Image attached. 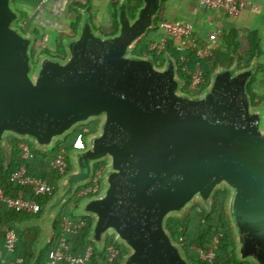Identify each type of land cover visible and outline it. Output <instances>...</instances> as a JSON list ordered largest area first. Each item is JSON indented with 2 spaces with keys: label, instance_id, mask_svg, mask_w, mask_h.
<instances>
[{
  "label": "water",
  "instance_id": "water-1",
  "mask_svg": "<svg viewBox=\"0 0 264 264\" xmlns=\"http://www.w3.org/2000/svg\"><path fill=\"white\" fill-rule=\"evenodd\" d=\"M130 0L117 7L119 30L96 29L80 10L77 35L64 41L66 57L33 50L38 38L21 27L16 0H0V147L11 159L10 138L53 153L77 129L98 123L85 150L70 154L72 169L44 214L17 226L41 227L33 264L56 236V223L77 192L107 163L99 195L83 199L74 215L90 218L87 240L105 253L109 240L126 249L120 264H194L170 230L199 205L209 217L222 190L240 264H264V103L249 87L259 71L240 59L219 67L200 95L184 92L179 65L134 54L156 29L164 0Z\"/></svg>",
  "mask_w": 264,
  "mask_h": 264
},
{
  "label": "trees",
  "instance_id": "trees-1",
  "mask_svg": "<svg viewBox=\"0 0 264 264\" xmlns=\"http://www.w3.org/2000/svg\"><path fill=\"white\" fill-rule=\"evenodd\" d=\"M19 1L20 0H16V6L18 10H20V8L17 5ZM135 3L136 0H132L130 6L131 17L133 19L136 17L138 9L142 6L141 0H137V3L136 4ZM22 15H23V19L20 22L19 27H22V24L28 19V15L26 13H23ZM163 18L164 16L163 14H161V16L156 20V29L154 31H151L150 34L140 42V44L137 46L134 52L135 55L140 57L153 56L158 66L161 68L164 67L166 63L165 51L161 53L153 51L151 48V42L161 41L162 33L160 34L159 37V33H160L159 25L160 22L163 20ZM79 24H80V20L76 22L77 28ZM77 28L75 29V32L77 31ZM23 29L26 33L36 35L37 38H39L33 50V56L36 59V62L38 61V58L42 54H48L53 57H62V58L66 57V51L63 43L64 39H58L56 41L57 48L62 51V53H60L57 51H53L52 49L43 47L42 46L43 41L41 39V35L36 34L35 32L29 30H25L24 27ZM118 29H119V25L116 22L114 33H117ZM157 34L158 36H156ZM155 36L156 38H153ZM231 40L232 41L227 42L224 46L222 45L220 46V48L215 49L212 53V56H210L203 63L202 70L204 73V79L206 84L204 85L202 90L208 88V86L211 83L212 74L219 67L223 66L226 68H230L235 64L237 57H239L240 68L246 69L251 66L258 52L260 53L261 39L257 34H254L250 37L249 45L248 47L245 48H243L242 42L238 35L233 36ZM167 41L168 42L166 44L165 50L169 51V53L172 54L174 58H176L179 65L180 75L187 82L185 89L188 92V87L191 83L190 72L194 71L193 68L196 63V54L193 52L182 53L180 51V46L176 40L168 39ZM182 57L184 58V60ZM261 73H262V67L259 66L258 75H256V77L253 79L249 87L250 95L252 97L253 104L255 107H259L264 103V94H262L260 91H257L256 89H253L252 86L254 83H258V78ZM89 127H91V129L94 132H96L98 129V123L93 122L91 125H89ZM77 132L78 131H76L73 135H70L67 138V140H65L64 142L59 143L58 148L66 147L68 150H72L74 146V137ZM13 143H14V153L10 161L7 160V158L4 155V152L0 149V156L2 157V159H0V185L5 188L6 195L13 197L22 195L23 188L17 182L13 181V177L20 170L23 164L27 166V169L34 177L48 180L50 184L54 186L56 192L58 190L57 183L62 178V176H60L50 166V162L52 161L56 152L50 154L42 153L36 151L32 147L33 158L30 161L24 162L22 161V153L19 149V144L21 143V141L15 139ZM223 197L224 199H226V195L223 196L217 195L216 208L221 206L222 204L221 201ZM51 199L52 197H36V200L41 204L42 208H44L45 205ZM76 200H77V195L66 205L65 210L63 211L62 215L60 216L59 220L56 223V236L54 242L49 246V248L46 251L43 252V255L39 260L38 264L48 263L49 253L51 249L55 247L59 238L61 237V234L63 233L61 228L63 218L68 217L73 220L77 219L74 215L75 210L79 206ZM75 203H77L76 207H72L73 204ZM218 209L219 208H217V210L214 211V213L211 214L209 217L206 216L205 211H200L199 213L195 211L184 222H178L175 220L170 221L169 226L176 241L184 247L190 260L194 264H205V263H202L198 259L193 249L194 248L204 249L209 247L214 237L220 234L222 235V238L220 243V250L218 252V257H217L218 262L222 264H240L238 262L235 253L236 244L232 236L231 225L229 221L226 219V217L223 216V214L218 211ZM42 214L43 212L40 213V215ZM29 218L30 215L14 212L8 209V207L4 204L0 207V221L1 220L6 221V225H9L8 228L14 227L16 224H19L22 221ZM83 219L87 221V227L77 234L71 233L68 235L72 249L78 254H83L87 248L92 247L94 250V254L90 264H104L107 261V251L102 254L99 253L96 246L92 242H89L87 240L89 231L92 226V220L86 217ZM35 230L36 229H32L26 233H20L18 230H16V234L18 236V246H17V250L14 253H12L13 259L10 260L11 262L16 261L17 259H22L23 264H32L31 261L34 255L33 247L37 243L40 236V234ZM27 233L30 234L32 233L34 235V239L31 241V243H28L24 238ZM109 245H115L120 250L121 255L119 259L115 262V264H120L121 260L127 254L126 249L115 244L113 239L109 240ZM244 264H248V263H244Z\"/></svg>",
  "mask_w": 264,
  "mask_h": 264
},
{
  "label": "built area",
  "instance_id": "built-area-1",
  "mask_svg": "<svg viewBox=\"0 0 264 264\" xmlns=\"http://www.w3.org/2000/svg\"><path fill=\"white\" fill-rule=\"evenodd\" d=\"M243 5L242 0H200L199 9L217 10L226 16L236 17L243 8ZM66 18L70 19V15L66 16ZM159 29L163 35L161 41L163 42L164 47H166L168 39H174L178 42L182 53L193 52L196 54V63L193 68L194 71L190 72L191 83L188 87V92L185 88L184 92L192 96L200 95L204 91L202 88L206 84L202 65L210 56H212L213 51L221 46L223 34L220 32L215 33L211 35L206 42H201L195 34L193 24L189 22H171L165 17L160 22ZM77 131L78 132L74 137L73 149L68 150L66 147L58 148V145L54 151L56 154L50 162L51 168L62 177L66 176L72 169L70 160L71 152L73 150H85L87 148V138L94 133L89 126L81 127L77 129ZM19 149L22 153V161L27 162L33 158L32 145L29 142L21 141ZM106 169L107 163L105 162L96 166L91 184L81 188V190L77 192L78 194H76V201L78 204L83 199L100 194ZM13 181L17 182L23 188V193L22 195L15 197L7 196L5 188L0 185V207L4 204L8 209L20 214L38 216L43 209L41 204L36 200V197H53L55 194L54 186L46 179L34 177L25 164H23L20 170L14 175ZM77 203L73 204L72 207H76ZM76 218V220L68 217L63 218L61 224L63 233L55 247L51 249L47 264L91 263L94 254L92 247L87 248L83 254H78L72 249L70 244L68 235L71 233L77 234L87 227L86 220L81 217ZM221 238V234L215 236L211 245L207 248L193 249L202 263L222 264L218 262L217 259ZM6 242L7 251L9 253H14L18 246V236L14 229H8L6 232ZM106 251L107 261L104 264H115L121 255L120 250L115 245L108 244ZM9 264H23V260L17 259Z\"/></svg>",
  "mask_w": 264,
  "mask_h": 264
},
{
  "label": "crops",
  "instance_id": "crops-1",
  "mask_svg": "<svg viewBox=\"0 0 264 264\" xmlns=\"http://www.w3.org/2000/svg\"><path fill=\"white\" fill-rule=\"evenodd\" d=\"M242 1L244 4L243 8L236 17H229L220 11L212 9L200 10V0H164L161 14L171 22H189L193 24L195 34L201 42H206L211 35L220 32L223 34L221 46L232 41L233 36L238 35L243 48H245L248 47L252 35H259L261 39L259 66L262 67V73L259 75L257 83V89H259L260 87H264V0ZM120 2L121 0H20L17 5L22 14L26 13L28 15V19L22 24L21 28L23 29L24 27L25 30L41 35L43 47L62 53L57 48L56 41L58 39H64L65 41L77 35L78 28L76 27V22L82 19L80 13L82 9L89 8L96 29L102 30L107 36L114 35L116 22L118 23L117 7ZM68 15H70V19L66 18ZM76 28L77 31L75 32ZM160 34L161 32L159 33V37ZM156 36L153 38H156ZM10 140L13 144V152L11 154L13 155V141L15 139L10 138ZM0 149L4 152L1 147ZM4 155L10 161L5 152ZM0 159H2L1 156ZM42 209L44 210V208ZM42 212L44 214V211ZM42 215L30 216L29 219H35ZM29 219L11 228L16 231L17 226ZM8 227L9 225H6V221H0V264H9L11 262L10 260L13 259V254L7 251L6 245V232L8 229H11ZM32 229H36L35 231L40 234L37 243L33 247L34 255L31 261L33 264L36 245L40 241L42 229L37 226L26 229L25 231H18L20 233H26ZM24 238L28 243H31L34 235L27 233ZM48 248L44 249V251Z\"/></svg>",
  "mask_w": 264,
  "mask_h": 264
},
{
  "label": "rangeland",
  "instance_id": "rangeland-1",
  "mask_svg": "<svg viewBox=\"0 0 264 264\" xmlns=\"http://www.w3.org/2000/svg\"><path fill=\"white\" fill-rule=\"evenodd\" d=\"M153 39V38H152ZM151 48L154 50V51H156V52H164L165 51V49H166V47H164V44H163V42L162 41H154V42H151ZM258 75V74H257ZM253 89H256L257 91H260L262 94H264V87H260L259 89H257V87H258V84L257 83H254L253 85ZM218 195H226V199H224V197L222 198V201H221V206L220 207H217V208H219L218 209V211L220 212V213H222L223 214V216H225L226 217V219L228 220V218H227V213H226V204H227V200H228V197H229V192L227 191V190H222V191H220L219 193H218ZM216 199H217V197H216ZM215 199V205H214V210H213V213H214V211H216L217 210V208H216V206H217V204H216V202H217V200ZM65 210V209H64ZM197 212V213H199L200 211H204L199 205H197V206H195V208L193 209V212ZM193 212H192V214H193ZM206 213V212H205ZM212 213V214H213ZM191 214V215H192ZM190 217V216H189ZM231 225V224H230ZM231 229H232V227H231ZM171 230V229H170ZM232 236H233V230H232ZM195 253V252H194ZM196 254V253H195Z\"/></svg>",
  "mask_w": 264,
  "mask_h": 264
}]
</instances>
